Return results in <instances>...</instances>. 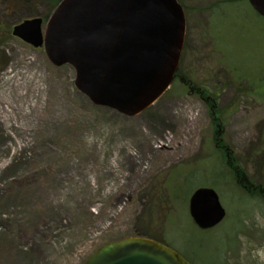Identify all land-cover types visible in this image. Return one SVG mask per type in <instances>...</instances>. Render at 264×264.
<instances>
[{
  "label": "rangeland",
  "instance_id": "rangeland-1",
  "mask_svg": "<svg viewBox=\"0 0 264 264\" xmlns=\"http://www.w3.org/2000/svg\"><path fill=\"white\" fill-rule=\"evenodd\" d=\"M217 1L181 0L193 47L181 69L204 79L207 59L221 51L226 77L245 88L224 91L221 136L204 101L179 79L134 116L93 104L75 88L71 66H54L42 47L11 35L13 21L29 16L25 10L0 14V264H83L99 246L141 231L194 264H264V196L222 177L216 146L221 138L250 182L262 186L264 20L233 12L224 19L229 5ZM234 1L246 8L245 0ZM38 13L44 29L49 4ZM209 23L212 38L204 34ZM28 74L36 79H24ZM176 172L190 173L189 196L199 187L216 190L226 212L221 224L197 227L188 201L169 209V221L159 219L170 207L159 206L150 187Z\"/></svg>",
  "mask_w": 264,
  "mask_h": 264
},
{
  "label": "water",
  "instance_id": "water-1",
  "mask_svg": "<svg viewBox=\"0 0 264 264\" xmlns=\"http://www.w3.org/2000/svg\"><path fill=\"white\" fill-rule=\"evenodd\" d=\"M264 18V0H248ZM42 19H25L12 35L44 46L55 66L71 65L75 88L95 105L134 116L170 86L185 34L177 0H62L44 31ZM194 223L203 229L225 217L211 187L188 199ZM83 264H190L167 245L144 236H125L99 246Z\"/></svg>",
  "mask_w": 264,
  "mask_h": 264
},
{
  "label": "trees",
  "instance_id": "trees-1",
  "mask_svg": "<svg viewBox=\"0 0 264 264\" xmlns=\"http://www.w3.org/2000/svg\"><path fill=\"white\" fill-rule=\"evenodd\" d=\"M60 1L61 0H0V5H2V8H0V14L5 15V13L8 12L10 16L11 14L18 12L21 9L25 10L29 16H24L22 18L19 17L18 19L13 21V23H17L23 18L39 15L38 8H41L42 5L49 4V9L50 11H52L54 7ZM217 2H224L229 5L228 10L229 11L231 10V11L229 12L228 10L225 9L224 13L221 15V16H225L224 19L228 17L231 12H233L232 14H240L246 18L248 16L249 17L253 16V19L255 18L258 19V16L250 8H247L245 6L246 8L241 9V5H240L241 3L238 4L236 1H234L235 3H229L228 0L217 1ZM214 3H212L210 6H212ZM245 3L246 1H244V4ZM184 7L187 8L186 6ZM237 29H239V27ZM214 30H215L214 26L211 23H209L207 29L205 28L204 34L209 35L210 38H212L214 36ZM209 32H211L212 35H210ZM203 37L204 35H202V39ZM215 40H217V38H215ZM189 44H190L189 38L186 37L185 50L189 49ZM214 44L219 47V42L214 41ZM225 68L227 69L226 71L230 73L229 67L226 66ZM226 75L227 73L225 74V76ZM196 80L197 82L191 79H179V82L183 86L187 87L190 93H191V89H193L195 93H191V94L197 95L199 98H201L204 101L205 106L207 107L209 116L211 118V123L213 126H215V129L217 130L216 135L221 136L222 135L221 132L223 129H222V123H221L222 120H221L220 113L221 111L222 113L224 112L223 107L221 105V99L225 96L224 91L230 88L232 93L241 95L243 89L245 88L242 86L240 81L235 80V79H229L228 77H225V79H199V81L198 79ZM249 90L252 91V89H249ZM253 92H256V91H253ZM263 141H264V138H263ZM216 146L220 148L219 152H217V156L220 160L222 158L221 161L223 163V167L225 168V173H223L222 177H225L226 179L227 178L233 179L235 186L239 187L240 189L243 188L244 191H246L248 194L258 196V197L259 195L264 196V181L262 183V186L251 183L248 173L245 171V169L242 168L241 164L239 163L238 158L236 157V155H234L233 149H231L222 139H218L216 141ZM188 174L186 173L185 175L184 173L176 172L175 178L174 176H172L171 178L170 176H168L166 179L158 180V182H154L151 185L150 194L153 196V198L157 200L158 205L161 206L162 204H165L167 207H170V208L162 209V211H160L161 217H159V219L166 218L167 221H169L170 216H171L170 215L171 210L169 209H172L173 205L175 204H180L181 202L188 201L189 191H191L187 186V183L189 184V181L187 178ZM219 181H220V178L216 179V181L214 183H211L210 185L214 184L213 186H215L216 184L220 183ZM163 183H167L169 185V188L167 190L164 187H162ZM205 185H208V184H205ZM150 224H151V218L148 219V222L146 223V225H150ZM159 228H161V225L159 226ZM138 235L146 236V237H149L157 241H161V242L164 241V240H161L159 237L155 238L154 236L146 234L145 231H141L140 234ZM183 256L191 264H194L188 258V256H185V255Z\"/></svg>",
  "mask_w": 264,
  "mask_h": 264
},
{
  "label": "bare ground",
  "instance_id": "bare-ground-1",
  "mask_svg": "<svg viewBox=\"0 0 264 264\" xmlns=\"http://www.w3.org/2000/svg\"><path fill=\"white\" fill-rule=\"evenodd\" d=\"M34 74H28L24 79H36L34 76ZM75 77V76H74Z\"/></svg>",
  "mask_w": 264,
  "mask_h": 264
},
{
  "label": "flooded vegetation",
  "instance_id": "flooded-vegetation-1",
  "mask_svg": "<svg viewBox=\"0 0 264 264\" xmlns=\"http://www.w3.org/2000/svg\"><path fill=\"white\" fill-rule=\"evenodd\" d=\"M191 93H195V91L193 89H191ZM219 139H221V138H219Z\"/></svg>",
  "mask_w": 264,
  "mask_h": 264
}]
</instances>
